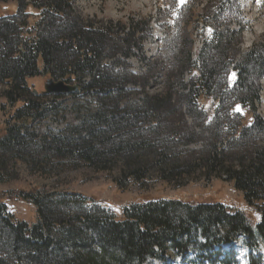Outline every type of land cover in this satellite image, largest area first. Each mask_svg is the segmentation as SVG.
<instances>
[{
  "label": "trees",
  "instance_id": "trees-1",
  "mask_svg": "<svg viewBox=\"0 0 264 264\" xmlns=\"http://www.w3.org/2000/svg\"><path fill=\"white\" fill-rule=\"evenodd\" d=\"M12 1L18 3L19 13L28 7L39 14L32 25L25 18L23 22L0 20V98L4 100L0 113L5 117L0 130V185L7 183L11 165L23 163L43 171L54 166L53 160L97 173L116 168L119 172L113 182L120 192L127 185H142L150 171L167 183L176 178L188 181L196 173L207 180L230 182L248 207L258 204L260 218L255 223L244 212L218 202L189 204L172 199L133 203L116 218L93 197L69 192L44 195L39 191L43 183L35 180L29 190L0 194V264H148L156 260L173 264L167 262L169 255L186 262L189 254L196 264H237L233 251L225 252L223 246L233 245L240 237L252 249L264 242V149L231 163L224 155L225 143L219 147L214 143L207 157L178 163L168 152L167 142L155 133L168 94H145L142 106L120 109L125 83L108 68L104 51L107 43L114 42L127 57L135 38L141 40L146 32L147 21L120 26L115 33L111 25L95 29L73 16V0ZM216 35L214 50L203 49L205 61L204 54L196 63L189 55L185 59L186 66L195 67L199 74L187 92L189 101L212 95L213 76L225 55L222 44L237 37L228 30ZM141 45L136 48L141 50ZM234 72L236 104L247 105L256 119L243 130L245 137L256 128L264 130L254 114L259 102L256 83L264 79V45L247 53ZM45 76L68 85L80 83L78 93L96 92L100 107L86 110L79 124L61 135L41 132L35 124L56 107L59 97L33 92L28 80ZM217 102L221 106V97ZM5 200L29 202L36 222L29 225L15 219L7 212ZM250 259V264H263L261 257Z\"/></svg>",
  "mask_w": 264,
  "mask_h": 264
},
{
  "label": "rangeland",
  "instance_id": "rangeland-1",
  "mask_svg": "<svg viewBox=\"0 0 264 264\" xmlns=\"http://www.w3.org/2000/svg\"><path fill=\"white\" fill-rule=\"evenodd\" d=\"M72 7L73 16H80L90 27L97 29L111 25L115 33L131 22L147 21L146 32L141 40L135 38L134 47L126 54L127 57L120 46L109 42L103 59L112 73L125 83L119 101L121 110L142 106L145 94H168V104L164 106V115L155 133L167 142L166 148L174 161L189 163L195 158H205L214 143L218 147L225 143L224 155L232 159L231 163L247 158L258 148L264 149V130L256 128L249 135L241 136L256 119L253 121L247 105L236 104L239 98L235 97L233 89L235 67L247 53L264 45V0H73ZM32 11L25 7L19 13L16 1H0V20L18 18L17 22H23L25 18L28 25H32L33 18L39 14ZM227 30L237 37L230 41L225 39L222 44L225 55L213 76L214 92L200 101H189L187 92L199 74L195 67L186 66V57L189 55L196 63L204 54L205 61L207 51L202 53L203 49L209 47V51H213L216 33ZM140 42L141 50H138L136 45ZM47 79L48 76L28 80L30 89L42 92ZM256 85L259 87V102L255 105L254 114L264 123V79L257 81ZM98 97L96 92L87 94L85 91L59 96L56 107L35 125L41 132L61 135L67 128L77 126L87 114L86 110L100 107ZM217 97H221V106ZM2 105L4 100L0 98ZM4 122L5 117L0 113V130ZM53 164L52 167L44 166L43 171L23 163L11 165L7 171V183L0 185V194L29 190L35 185L34 181L39 180L43 183L39 191L44 195L69 192L93 197L116 218H120L123 207L150 199L182 200L189 204L218 202L244 212L255 223L260 218L258 204L248 207L242 194L224 178L207 180L195 173L188 181L176 178L174 182L167 183L157 177L156 171H150V178L142 185H127V190L120 192L113 182L119 172L116 168L97 173L84 167L75 170L54 160ZM4 204L15 219L29 225L36 222L35 208L29 202L5 200ZM224 248L225 252L236 254L237 264H250L251 257L264 260V242L252 249L240 237L233 245ZM193 260L192 254L187 256L186 262L171 255L167 258V262L173 264H191ZM148 264L162 262L156 260Z\"/></svg>",
  "mask_w": 264,
  "mask_h": 264
},
{
  "label": "water",
  "instance_id": "water-1",
  "mask_svg": "<svg viewBox=\"0 0 264 264\" xmlns=\"http://www.w3.org/2000/svg\"><path fill=\"white\" fill-rule=\"evenodd\" d=\"M78 92V88L67 85L62 81L55 82L53 79H48L44 84L42 96H68Z\"/></svg>",
  "mask_w": 264,
  "mask_h": 264
},
{
  "label": "bare ground",
  "instance_id": "bare-ground-1",
  "mask_svg": "<svg viewBox=\"0 0 264 264\" xmlns=\"http://www.w3.org/2000/svg\"><path fill=\"white\" fill-rule=\"evenodd\" d=\"M72 85V84H71Z\"/></svg>",
  "mask_w": 264,
  "mask_h": 264
}]
</instances>
